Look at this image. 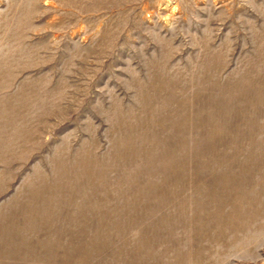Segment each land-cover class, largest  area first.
Here are the masks:
<instances>
[{
  "label": "rangeland",
  "instance_id": "374dc122",
  "mask_svg": "<svg viewBox=\"0 0 264 264\" xmlns=\"http://www.w3.org/2000/svg\"><path fill=\"white\" fill-rule=\"evenodd\" d=\"M0 264H264V0H0Z\"/></svg>",
  "mask_w": 264,
  "mask_h": 264
}]
</instances>
